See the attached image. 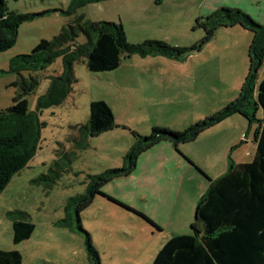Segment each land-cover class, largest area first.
<instances>
[{
	"label": "rangeland",
	"instance_id": "obj_1",
	"mask_svg": "<svg viewBox=\"0 0 264 264\" xmlns=\"http://www.w3.org/2000/svg\"><path fill=\"white\" fill-rule=\"evenodd\" d=\"M5 1L11 11L45 13L21 23L15 44L0 53V109L9 107L15 94L11 83L17 76L4 73L9 60L29 53L41 39H51L70 20L60 12L70 0ZM205 1L206 8L209 2L214 3L213 0H106L87 4L76 14L94 21L120 22L129 43L157 39L173 46H189L203 35L201 29H193L196 18L216 9L213 6L204 9ZM247 14L255 20L253 10H247ZM257 17L262 20L264 13ZM228 29L219 28L201 51L182 61L132 55L123 57L120 66L113 71L97 73L87 69L85 59L75 63L76 82L71 93L60 105L45 108L39 114L44 124L40 146L0 194V249L19 251L22 264H88L82 235L56 223L64 217L67 200L85 192L88 175L123 165L134 138L129 131L115 128L79 145L73 140L76 135L73 127L86 123L89 103L99 99L110 106L119 125L142 136L148 135L152 126L181 131L217 112L238 96L248 72L245 45L240 47L236 42L245 43L236 35L232 37V30ZM83 40L81 36L79 41ZM60 72L58 58L37 73L39 84L26 96L29 110L35 109L37 98L49 85L50 76ZM262 78L264 64L259 71V80ZM255 116L256 119L262 117L260 108ZM257 126L258 122L254 121L249 127L244 117L235 114L201 133L195 142L181 147L189 151L210 176H217L225 170L226 156L229 154L236 160L239 146L246 144L242 141L228 153L232 146L229 145L231 134L240 128L251 139ZM253 146L255 151L253 142L247 149ZM56 172L58 176L51 183L41 177L51 178ZM100 197H95L81 212L80 221L98 249L101 264H122L124 253L128 262L150 264L149 256L153 261L168 237L139 216ZM195 202L190 206L186 233L193 221ZM7 211L24 212L27 220L34 224L28 240L13 244Z\"/></svg>",
	"mask_w": 264,
	"mask_h": 264
},
{
	"label": "trees",
	"instance_id": "obj_2",
	"mask_svg": "<svg viewBox=\"0 0 264 264\" xmlns=\"http://www.w3.org/2000/svg\"><path fill=\"white\" fill-rule=\"evenodd\" d=\"M100 1L106 0H70L68 6L60 10L70 20L56 35L51 39H41L29 53L18 54L9 60L4 73L15 74L17 78L11 83L15 88L12 104L0 109V194L40 146L44 124L39 114L45 108L60 105L71 93L76 82L73 72L75 63L85 59L87 69L97 73L118 68L123 57L132 55L142 58L162 56L182 61L201 51L219 28L239 26L251 34V40L246 51L248 72L238 96L184 130L152 126L150 133L142 136L119 125L104 100L89 103L88 120L73 127L76 133L74 142L82 145L88 138L122 128L131 133L134 143L126 152L120 168L88 175L85 192L67 200L64 217L56 224L82 235L88 264H101L91 235L83 229L80 221L81 212L90 206L96 196L105 197L158 229L143 213L105 195L103 186L114 179L129 176L138 157L154 145L165 141L177 149L180 144L194 141L205 130L238 114L247 120L249 127L252 122H258L253 133L255 151L252 160L238 163L228 154L225 171L215 178L206 176L196 167L207 179L208 185L196 201L190 231L170 236L151 264H264V78L259 80V71L264 64V24L240 8L219 6L212 13L196 18L193 29H201L203 35L189 46H173L157 39L129 43L120 22L94 21L83 14H76L79 8ZM43 13L11 11L6 1L0 0V53L15 44L21 23ZM81 36L83 41H79ZM58 58L61 60V72L50 76L49 85L37 98L35 109L29 110L26 96L33 93L39 84L37 73ZM258 108L262 112L260 119L255 116ZM45 176L41 177L51 183L58 173L51 178ZM25 216L21 211L6 212V217L11 220L13 244L28 240L34 231V224ZM0 264H22V255L15 249H0Z\"/></svg>",
	"mask_w": 264,
	"mask_h": 264
},
{
	"label": "crops",
	"instance_id": "obj_3",
	"mask_svg": "<svg viewBox=\"0 0 264 264\" xmlns=\"http://www.w3.org/2000/svg\"><path fill=\"white\" fill-rule=\"evenodd\" d=\"M213 2H209V6L206 8L208 3L205 1L204 9H211L212 6L215 8L219 6L238 7L243 8L246 12L253 10L256 15L255 20L260 23L262 20L264 21V18L259 20L257 17L264 13V0H213ZM199 13L198 10L197 14ZM230 29L232 37L236 35L245 43L241 44L238 41L236 42L237 46L245 45V51H247L251 34L239 26L230 27L228 30ZM231 138L229 145L233 146V143H239L242 140L246 143L244 146H239L235 162L251 161L254 155V146L251 150L247 147L253 142V137L250 139L247 137V133L244 134L243 130L236 128L235 133L231 134ZM192 142L180 144L177 149L165 141L154 145L138 157L135 169L129 176L117 178L105 184L102 188L103 193L146 215L158 226L157 230L168 238L172 235L189 233L190 228L187 233L185 230L190 222L188 221L190 206L205 192L208 185L207 179L196 167L202 172L204 171L203 173L210 178H215L223 173L210 176L208 170L201 166L189 151L181 147ZM243 147V152L240 153ZM230 149L228 153L234 150ZM242 154L248 158L251 157V160H246ZM193 163L197 166H194ZM120 183H123L124 186L120 187ZM100 198L105 197L101 196ZM171 223L174 225L170 226ZM126 255L127 253L122 255V264H137L128 262ZM149 261L151 264L150 256ZM145 263L146 261H143V264Z\"/></svg>",
	"mask_w": 264,
	"mask_h": 264
}]
</instances>
